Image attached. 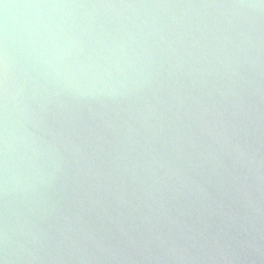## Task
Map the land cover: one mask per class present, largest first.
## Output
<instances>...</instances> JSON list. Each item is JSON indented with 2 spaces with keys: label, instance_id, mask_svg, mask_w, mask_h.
<instances>
[{
  "label": "water",
  "instance_id": "95a60500",
  "mask_svg": "<svg viewBox=\"0 0 264 264\" xmlns=\"http://www.w3.org/2000/svg\"><path fill=\"white\" fill-rule=\"evenodd\" d=\"M264 264V0H0V264Z\"/></svg>",
  "mask_w": 264,
  "mask_h": 264
},
{
  "label": "clouds",
  "instance_id": "9594fccd",
  "mask_svg": "<svg viewBox=\"0 0 264 264\" xmlns=\"http://www.w3.org/2000/svg\"><path fill=\"white\" fill-rule=\"evenodd\" d=\"M2 264H7V257L4 258V261L2 262Z\"/></svg>",
  "mask_w": 264,
  "mask_h": 264
}]
</instances>
